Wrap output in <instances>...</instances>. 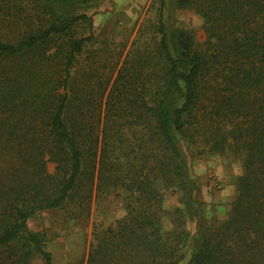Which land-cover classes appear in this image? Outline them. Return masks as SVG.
Segmentation results:
<instances>
[{"label": "trees", "instance_id": "16d2710c", "mask_svg": "<svg viewBox=\"0 0 264 264\" xmlns=\"http://www.w3.org/2000/svg\"><path fill=\"white\" fill-rule=\"evenodd\" d=\"M97 1L0 0V264H54L28 222L112 193L125 214L93 227L80 264H264V0H174L202 44L159 0L112 65L93 48ZM224 154L241 174L220 220L188 163Z\"/></svg>", "mask_w": 264, "mask_h": 264}, {"label": "rangeland", "instance_id": "374dc122", "mask_svg": "<svg viewBox=\"0 0 264 264\" xmlns=\"http://www.w3.org/2000/svg\"><path fill=\"white\" fill-rule=\"evenodd\" d=\"M159 0H99L86 10L92 16L93 32L98 58L111 65L119 54L123 59L133 42L139 26L156 19ZM165 19L169 28L176 26L192 31L196 42L202 44L205 34L201 17L191 10H176L174 0H166ZM119 59V60H120ZM103 64V63H101ZM189 172L200 188L202 201L209 205L208 216L220 219L227 212L235 197L236 179L241 174L240 162L230 154L202 155L188 163ZM55 165L47 164L50 173ZM124 195L112 193L97 201L92 200L90 211L74 215L75 203L60 209L48 210L28 222L31 231L45 234L46 250L54 264H80L86 259L94 226H104L124 216ZM178 206V195L173 190L164 193V207L168 210ZM226 212V213H227ZM222 220V219H220ZM191 229V226H190ZM187 259L178 264H186ZM33 264H39L35 261Z\"/></svg>", "mask_w": 264, "mask_h": 264}, {"label": "crops", "instance_id": "0c3cea01", "mask_svg": "<svg viewBox=\"0 0 264 264\" xmlns=\"http://www.w3.org/2000/svg\"><path fill=\"white\" fill-rule=\"evenodd\" d=\"M224 211H225V214H224V215H222L224 212H222V213H221L220 211H219V212H217V213H220V214H221V217H220V219H224V218L226 217V214H227V213H226V212H227V209L225 208V210H224Z\"/></svg>", "mask_w": 264, "mask_h": 264}]
</instances>
